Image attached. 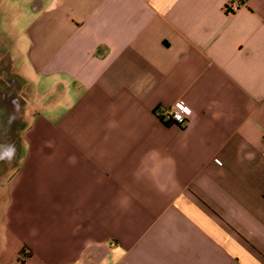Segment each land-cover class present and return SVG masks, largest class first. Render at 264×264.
I'll return each mask as SVG.
<instances>
[{"label": "crops", "instance_id": "obj_1", "mask_svg": "<svg viewBox=\"0 0 264 264\" xmlns=\"http://www.w3.org/2000/svg\"><path fill=\"white\" fill-rule=\"evenodd\" d=\"M0 47V264H264V0H0Z\"/></svg>", "mask_w": 264, "mask_h": 264}, {"label": "rangeland", "instance_id": "obj_2", "mask_svg": "<svg viewBox=\"0 0 264 264\" xmlns=\"http://www.w3.org/2000/svg\"><path fill=\"white\" fill-rule=\"evenodd\" d=\"M2 51L0 47V177L4 179L13 174L21 156L29 88L21 76L15 75L13 65L7 64ZM12 52L17 58L15 67L20 65L22 70H27L20 48H13Z\"/></svg>", "mask_w": 264, "mask_h": 264}, {"label": "built area", "instance_id": "obj_3", "mask_svg": "<svg viewBox=\"0 0 264 264\" xmlns=\"http://www.w3.org/2000/svg\"><path fill=\"white\" fill-rule=\"evenodd\" d=\"M237 3H240L237 0ZM238 4H233L228 10H236ZM157 116L164 122L169 121L170 124L176 123L183 125L192 114L191 107L182 99L176 100L170 107L158 106L155 110Z\"/></svg>", "mask_w": 264, "mask_h": 264}, {"label": "trees", "instance_id": "obj_4", "mask_svg": "<svg viewBox=\"0 0 264 264\" xmlns=\"http://www.w3.org/2000/svg\"><path fill=\"white\" fill-rule=\"evenodd\" d=\"M239 2H241L242 0H238ZM165 124H170L169 121H164Z\"/></svg>", "mask_w": 264, "mask_h": 264}]
</instances>
